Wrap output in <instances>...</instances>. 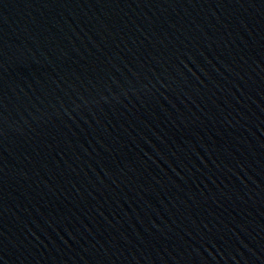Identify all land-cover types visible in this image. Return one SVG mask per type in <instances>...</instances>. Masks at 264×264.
Wrapping results in <instances>:
<instances>
[{
  "label": "water",
  "instance_id": "water-1",
  "mask_svg": "<svg viewBox=\"0 0 264 264\" xmlns=\"http://www.w3.org/2000/svg\"><path fill=\"white\" fill-rule=\"evenodd\" d=\"M0 264H264V0H0Z\"/></svg>",
  "mask_w": 264,
  "mask_h": 264
}]
</instances>
